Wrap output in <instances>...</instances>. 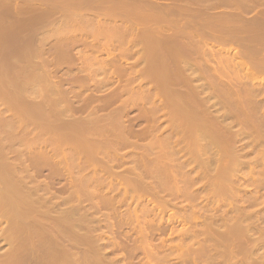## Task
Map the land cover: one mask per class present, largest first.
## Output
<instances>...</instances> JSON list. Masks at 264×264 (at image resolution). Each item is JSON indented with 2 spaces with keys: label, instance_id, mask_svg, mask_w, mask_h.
<instances>
[{
  "label": "rangeland",
  "instance_id": "1",
  "mask_svg": "<svg viewBox=\"0 0 264 264\" xmlns=\"http://www.w3.org/2000/svg\"><path fill=\"white\" fill-rule=\"evenodd\" d=\"M113 1L114 0H79V2L78 0H0V36H2L0 37V135L3 136L2 138H6L3 141L1 140L0 146L1 148L4 146V151L6 153L3 152L6 154V157H9L6 158L4 155V162L7 160L4 165L6 166L8 164V167H6L7 169L10 168V171H13V169L16 170V172H9V175L11 173L10 176H13L15 172L17 176H26L24 178L27 181H23L24 185L28 183L27 187L37 189L35 197H39L42 201H46L45 203H47V206H51L50 210L53 207L52 210H54L52 212L50 211V213L56 218L59 212L62 214L63 211L66 212L65 209H72V211H67L68 214H72V217L69 216L72 219L75 217V220L81 219V232L78 231L79 229L76 230V228H72V231H76V234H82V240H84L82 242H84V244H78V240H76L77 242H74L75 240L71 241L73 238L75 239L74 234H72L73 236L70 235L71 232H69L65 238H62L65 239L66 243H69L63 244L67 245L68 252L69 250L71 253L73 251L75 252L73 254L76 256L79 250H82L81 253L86 255L85 261L87 262H82L84 260L82 257L83 260H79L78 262L75 261L74 264L76 262L78 264H93V260L96 256L97 259L95 260L98 264H240L243 263L242 261L246 262L245 259L242 260L245 257L239 254L243 247L238 249L240 250L238 255L234 247L238 244L233 245V243H235L234 240L233 242L230 241L229 243L226 242L223 244L222 242H216L214 239H217L219 232L221 233L220 235L225 233L226 230L224 231V227L233 225L235 221L234 217L241 215L239 216V218H241L243 215L245 216L247 214L252 217L250 215L251 212L252 214L257 213L256 215H258V217L253 215L254 222L248 218L251 223L253 222L251 225L254 228L252 229L254 233H251L252 237H250L252 239L261 236L264 237V234L262 235V233H264L262 232L264 231V36H262L264 35V21H262L264 20V0ZM122 4L123 6H121ZM119 6H121V8H119ZM93 7L96 8L91 12V8L93 9ZM184 7L189 11L187 12ZM135 8L136 11L134 10ZM105 9L110 12L109 15H107L108 13ZM103 13H106L107 16ZM122 13L124 16H121ZM217 14L219 18L216 16ZM111 15L112 17L115 16L114 18L116 19L112 20L113 22H111V19H113ZM191 15H193V17L190 18ZM143 16L145 20L147 19V22H145L144 19L142 20ZM148 16L150 17V21ZM119 18L121 19L118 20ZM141 20L143 22H141ZM259 20L262 22H259ZM237 24L241 27V31ZM253 24H256L258 29L257 27L255 29L256 25L253 26ZM243 25H248V27ZM204 31L206 34L203 33ZM201 33L204 35L200 36ZM255 33L257 35L262 33V35L260 34L262 38L260 35L258 36L263 41L257 40V38L253 36ZM148 36L152 39L151 41ZM249 36L256 40L254 39L253 42H249L252 41ZM153 37H155L154 40L158 42H155ZM145 39L149 40L145 41ZM244 39L249 43L247 44ZM149 41H153L151 43L152 45H154V42L157 44L154 45V48L156 47V50L159 49L158 51L161 54V58H163L162 67H165L163 71L167 72L166 78L169 76L167 80H165L167 82L169 81L170 84H168L170 87L168 91L173 95L179 94L178 97L182 96L181 98L188 100V102L192 100L196 103H198V101H204L203 106L205 107L201 106L202 108H199V110L201 112V109H203L205 112L206 109L204 108H207V113L212 123L215 122L213 119L217 118L216 115L219 117L220 113L221 116L225 114L224 117L226 118L227 114L228 117L225 121L223 118H220L223 121L220 119V121L217 120V122H224L219 125L224 126L226 123V128L228 129V126L230 128V130H228L231 133L226 130L225 132H228V134L225 133L222 135L225 136V139H230L232 137L231 134L234 133L237 137L239 136L237 141L235 137L233 138L238 142L234 144L236 147L235 150L241 155V157L240 155L239 157L242 164L240 162L239 166L242 167V170L240 167L235 173L236 183L233 188L236 190L233 189L234 191H232L235 193H226L225 196L229 198L228 200L224 197L215 196L212 192V186L210 185V180H212L210 177H212L215 173L214 171L217 170L216 166L221 164V161L216 160L219 155L218 151V154L215 155L216 158H214L216 164H213V157L211 158V156L209 157L211 159L208 158L205 160L206 158H203L204 163L202 162L203 160L201 164L199 163L205 168L197 164L205 170L206 168H210V170L208 169V173L206 171L207 174L205 176L202 175L205 174V170L203 171L202 169L201 171L200 167L199 170L201 172H198V166L196 167L195 163L199 161L196 159L194 161L195 163L193 162L194 164H191V160L193 159H189L190 157H187L189 156L187 152L182 150L181 141L179 143L180 138L183 137L181 135L182 131L180 128L176 127L174 122V126L171 124L169 115L167 114V109L169 107L168 102L171 94L168 96L166 94L167 90L164 89V93L162 87L159 89L162 85H159L160 82H158V80L160 76L157 75V71L159 69L161 71L162 68L158 69L155 67L157 69L156 71L154 70V65L148 61L147 52L150 48H148V46L146 47V45L150 43ZM160 44L163 46L160 47ZM168 44H170L171 47ZM147 48L148 50L146 52L145 49ZM201 48L203 49L202 51ZM257 58H259V60ZM171 60L174 61L172 62ZM260 60H262V62ZM174 71L175 73H173ZM175 79L177 81H175ZM138 83H140L139 86ZM177 83L180 85H177ZM149 85L151 87H149ZM185 90L186 92H184ZM190 95H192L191 100L189 98ZM205 96H207V98ZM227 98L229 100H227ZM5 100H7L6 102L8 103L4 102ZM239 101L242 104H240ZM206 103H208L209 106ZM7 104L9 105L6 106ZM16 105L17 108L15 109ZM19 106L24 113L27 109L29 111L35 110L34 112L38 114L35 115L37 117L31 116V118H34L31 119L29 115H22ZM102 107L103 109L101 110ZM158 107L159 109H157ZM18 110L19 113H17ZM48 111L49 113L51 112L53 116L51 113L49 115ZM111 111L114 112V115H112ZM204 112L202 114L208 117ZM165 113L166 116H164ZM211 115L212 117L214 116V118H211ZM14 116L17 117V119L15 118L16 120ZM20 117L22 119H20ZM234 118L236 120H234ZM110 119L113 120L110 121ZM116 120L119 121L120 124ZM58 122L60 123L58 124ZM55 123L57 124L55 125ZM121 124L123 129L118 126ZM248 124L250 126L248 127L252 128V130L247 128ZM219 125L217 124V130H219ZM2 126L3 128L1 129ZM4 126L5 129L9 128L11 132L8 130L6 131ZM223 126L221 128H223ZM83 128L85 131L87 130L85 135H82L83 133L80 131L83 130ZM34 129L37 130L35 131ZM73 131L79 132L74 133ZM222 131L224 130L222 129ZM239 131H241V135L238 133ZM88 132L89 134H87ZM236 132L239 135L236 134ZM119 134L121 137L118 138ZM258 134H260V136H257ZM4 135H6V137ZM115 136L117 139L114 138ZM117 140L121 143L119 144ZM151 141L154 143H152L154 147L150 146L152 145ZM115 142L117 145H115ZM79 143H81V146L83 144L92 145L94 152L91 150L88 155V152H84L85 150H82L84 148L81 147ZM148 144L149 146L147 147ZM230 145L234 146L233 144ZM95 146L99 147L96 148ZM113 147L115 148L114 151L117 153L112 151ZM179 148L182 149L178 150ZM98 149L100 151H98ZM109 149H112L111 151L113 153L109 152ZM147 150L149 152H147ZM170 151H172V155ZM95 152H97V154ZM91 153L94 155L93 157L96 155L94 159ZM159 153L162 155L160 156ZM215 153L216 152L213 151L211 155L213 156ZM154 154L155 156H153ZM176 154H178V156H176ZM90 156L92 158H90ZM166 156H168L167 160L169 158L167 162ZM181 156L183 157L181 158ZM163 157H165V159H163ZM153 158L155 159L153 160ZM179 158L181 161H179ZM242 158H244V160H242ZM172 159L179 161L180 164L177 163V161L174 162ZM164 161L167 165L163 163ZM171 161H173V166H171ZM153 162H156L158 165H155ZM105 163L109 165L110 168H107ZM151 163L155 165L153 166L155 168L158 166L157 169L154 170L155 172H153V168H150L152 167ZM181 163L184 168H182L183 166L181 167ZM205 163H207V165ZM163 165H165V167L167 166L168 169H164L162 167ZM175 165L179 168L177 169ZM192 167L194 168L192 169ZM106 168L110 170H106ZM143 169L146 170L143 172L141 171ZM149 169H151L152 172ZM167 170L171 171L167 172ZM109 171L112 172L109 173ZM163 172H165L164 175L167 172L168 175L171 174L174 176L172 179V176H170V179L176 184H173L169 178L167 181L161 180ZM149 173L151 175L148 176ZM137 174H139L140 177ZM145 174L147 175L144 176ZM176 174L181 178L180 180ZM89 177H93L92 180ZM154 177H157L156 179L158 182H156ZM140 178L141 180H139ZM174 178L176 179L175 181ZM160 180L161 182H165V184L159 186ZM80 183L81 185L83 183V187ZM148 183L149 185L152 184L151 186H153L154 189L152 187V189L149 190L150 188L148 187L150 186L147 187ZM137 184L138 186L140 185L141 188L144 186L146 190L136 186ZM39 186L41 188L43 187L42 190L39 189ZM173 190L176 193L173 192ZM81 191H83V193ZM76 192L79 196L76 194L74 195ZM148 192L149 194H147ZM189 193H192L191 196ZM190 197L193 198V201ZM64 198L66 199L64 200ZM196 199L198 200L196 201ZM252 199H254L252 201L254 205L251 203ZM184 201H187V203ZM247 201L249 203H247ZM190 202H192L191 205H189ZM73 211L77 214L75 215L72 213ZM82 217H84V220ZM221 218H224V222L229 219L233 223L229 220L224 223ZM256 219L259 221V223L256 222L258 224L255 223V221H257ZM242 220L243 219H241V221ZM246 221L247 220H245V223L248 222ZM4 222H2V224L0 223L1 233L4 232L3 230H5L8 225ZM228 222H230V224ZM42 223L40 222V224ZM208 223L216 230V237L213 234L215 237L213 239L214 241L210 237L212 232L210 233L208 231L210 230ZM227 223L228 225H226ZM31 226L32 225H30L29 229H34L33 231H35L36 235H34L35 233L33 231L32 234L31 231L28 230L29 232L27 231L26 233H31L30 236L34 237H28L27 239L25 238L26 234L25 237L23 234V237L21 236L22 240H20L19 243L23 244L27 239L25 244H32L31 242L29 243V241H32L34 247L29 245V248L28 245L25 246V244H23L24 246L21 247V249H14L15 252L12 249L9 250L10 247L7 241L5 239L3 240V237L1 238L3 241L0 239V258H2V261L5 255L4 253L6 252L5 249L7 250L4 258L5 261H3L5 264L6 261L9 260H6L8 255L10 258L14 259V263L11 261L12 264H39L43 261L37 256L41 254L39 253L40 250L38 249V251L37 248L43 249V243H47L49 240L46 241V238L49 237L46 235L43 237H41L42 235L37 236V233L43 229L42 225V227L39 226V224L36 225L38 230L40 229L39 231L36 226H32V229ZM171 227L174 228L171 229ZM199 230L202 233H200ZM255 230L257 232H255ZM210 231H212V229ZM195 233L198 236L194 235ZM207 234L210 239L207 237L206 240ZM247 234L250 235V233ZM248 235L245 238L246 240L243 238L244 241L242 240L243 242H241V245L242 243L244 244L245 249L249 247L248 244L247 246L245 245L248 242H250L252 246L250 240L246 242L247 238H249ZM53 237L50 236L49 239ZM37 238L38 240L41 238L42 241L44 238L45 241L40 243L41 240L38 241ZM67 238L71 239L70 242L69 240L67 241ZM57 240L58 243H61L59 238H57ZM259 240L261 239L259 238ZM240 241L237 243H240ZM259 242H257V248L252 246L254 248L253 252L248 249V251L242 250V253L243 251L245 252L243 253V255L245 254L244 256L249 254L247 257L248 259H250L251 256H255L258 259L261 256L258 260L253 258L258 262L261 261V264H264V254H262L264 253V240L262 243ZM35 243H37L38 246L42 244V248L38 246L35 248ZM51 243L55 244V242L52 241ZM51 243L48 244V248L49 245L52 246ZM79 243H81V241H79ZM219 244H222L225 249ZM231 244L233 246H231ZM58 245L61 249L58 248L56 250H63L62 248L64 247L61 244ZM227 245H230L229 249L226 248ZM31 246L34 249H31ZM54 246L56 247L57 245H53L52 248H55ZM79 246H82V248L80 249ZM238 246L241 247L240 245ZM238 246H236V248H239ZM251 246L249 248H252ZM50 249L51 248H49V250ZM20 250L22 251L19 252ZM37 251L39 254L35 253ZM45 251L47 250L45 249ZM89 251L93 252L95 255ZM41 252L44 251L41 250ZM230 252L234 255L233 257L236 258H233L231 256L232 254L229 255L230 258L228 256ZM17 253H23V255L21 254L20 256ZM148 253L151 254L149 257H147ZM253 253H255V255H250ZM73 254H71L73 259L78 260ZM256 255H258V257ZM9 256L7 258H9ZM101 256L106 258H100ZM30 257L32 259H28ZM20 259H23L22 262ZM73 259L71 258V260ZM2 261L0 259V263L4 264ZM16 261L18 262L15 263ZM250 261L252 262L253 259ZM256 261L251 264H259Z\"/></svg>",
  "mask_w": 264,
  "mask_h": 264
},
{
  "label": "bare ground",
  "instance_id": "2",
  "mask_svg": "<svg viewBox=\"0 0 264 264\" xmlns=\"http://www.w3.org/2000/svg\"><path fill=\"white\" fill-rule=\"evenodd\" d=\"M85 1V0H84ZM114 1H116V0H114ZM113 1V2H114ZM78 2H79V0H78ZM126 3V2H125ZM124 3V4H125ZM95 4V3H94ZM93 4V5H94ZM121 4V3H120ZM80 5V4H79ZM87 5H88V3H87ZM111 5V4H110ZM77 6V5H76ZM89 6V5H88ZM117 6V5H116ZM121 6H123V4L121 5ZM121 6H119V8H121ZM126 6V5H125ZM132 6V5H131ZM134 6V5H133ZM81 7V6H80ZM90 7V6H89ZM148 7V6H147ZM168 7V6H167ZM173 7V6H172ZM77 8H78V6H77ZM82 8V7H81ZM94 8H96V7H93V9L91 8V12H93L92 10H94ZM98 8V7H97ZM112 8V7H111ZM110 8V9H111ZM127 8V7H126ZM134 8V7H133ZM115 9H117V10H119L118 8H115ZM123 9V8H122ZM139 9H141V8H139ZM138 9V10H139ZM184 9H186V7H184ZM192 9V8H191ZM203 9V8H202ZM207 9V8H206ZM106 10V12L108 13L107 15H109V13L110 12H108L107 11V9H105ZM133 10V9H132ZM131 10V11H132ZM135 11H136V8L134 9ZM133 10V11H134ZM156 10H157V8H156ZM163 10V9H162ZM168 10H169V8H168ZM187 10V9H186ZM186 10H183V11H186ZM111 11H112V9H111ZM132 11V12H133ZM189 10H187V12H188ZM195 11V10H194ZM193 11V12H194ZM198 11V10H197ZM196 11V12H197ZM204 11V10H203ZM100 12V11H99ZM98 12V13H99ZM121 12V11H120ZM138 12V11H137ZM136 12V13H137ZM173 12V11H172ZM95 13V12H94ZM129 13V12H128ZM134 13V12H133ZM139 13V12H138ZM198 13V12H197ZM201 13H202V10H201ZM99 14H102V13H99ZM104 14V13H103ZM113 14V13H112ZM118 14V13H117ZM116 14V15H117ZM147 14V13H146ZM212 14V13H211ZM238 14H240V13H238ZM104 15H106V13L104 14ZM106 15V16H107ZM119 15V14H118ZM142 15V14H141ZM147 15H149V14H147ZM152 15V14H151ZM162 15V14H161ZM175 15V14H174ZM189 15V14H188ZM196 15V14H195ZM121 16H124V14L122 13V15ZM127 16V15H126ZM125 16V17H126ZM177 16V15H176ZM216 16H218V14L216 15ZM222 16V15H221ZM111 17H112V15H111ZM115 17V16H114ZM114 17H112L113 19H111V22H113L112 20H116ZM161 17V16H160ZM163 17V16H162ZM191 17H193V15H191L190 16V18ZM196 17H197V15H196ZM195 17V18H196ZM209 17H211V16H209ZM214 17V16H213ZM262 17V16H261ZM116 18H117V16H116ZM132 18V17H131ZM148 18H149V21H150V17L148 16ZM164 18V17H163ZM175 18V17H174ZM218 18H219V16H218ZM256 18V17H255ZM109 19V18H108ZM121 18H119L118 20H120ZM126 19V18H125ZM133 19V18H132ZM139 19V18H138ZM144 19V16H143V18H142V20ZM177 19V18H176ZM197 19V18H196ZM217 19V18H216ZM225 19V18H224ZM260 19V18H259ZM101 20H102V18H101ZM140 20V19H139ZM141 20V22H143ZM145 20V19H144ZM161 20V19H160ZM192 20V19H191ZM213 20V19H212ZM220 20H221V18H220ZM251 20V19H250ZM253 20V19H252ZM255 20V19H254ZM262 20V19H261ZM155 21V20H154ZM194 21H195V19H194ZM230 21H232V20H230ZM240 21V20H239ZM256 21V20H255ZM262 21H264V20H262ZM262 21H260L259 20V22H262ZM120 22V21H119ZM123 22V21H122ZM130 22H133V21H130ZM145 22H147V19L145 20ZM204 22V21H203ZM233 22V21H232ZM248 22V21H247ZM252 22V21H251ZM151 23H152V21H151ZM188 23V22H187ZM234 23H235V21H234ZM255 23V22H254ZM102 24V23H101ZM105 24V23H104ZM113 24V23H112ZM144 24V23H143ZM184 24H186V23H184ZM195 24H196V22H195ZM208 24V23H207ZM211 24V23H210ZM213 24V23H212ZM244 24H245V22H244ZM124 25V24H123ZM145 25V24H144ZM188 25V24H187ZM191 25V24H190ZM197 25V24H196ZM195 25V26H196ZM199 25V24H198ZM256 25V24H255ZM254 24H253V26H255ZM134 26V25H133ZM147 26V25H146ZM237 26H239L238 24H237ZM243 26H245V25H243ZM243 26H242V28H243ZM247 27H248V25H246ZM245 26V27H246ZM251 26V25H250ZM112 27V26H111ZM128 27V26H127ZM126 27V28H127ZM189 27V26H188ZM205 27V26H204ZM203 27V28H204ZM240 27V26H239ZM239 27H237V28H239ZM244 27V28H245ZM252 27V26H251ZM256 27H257V29H258V26L256 25L255 26V29H256ZM260 27V26H259ZM197 28V27H196ZM253 28V27H252ZM261 28H262V26H261ZM210 29V28H209ZM246 30H248L247 28H245ZM254 29V28H253ZM252 29V30H253ZM254 29V30H255ZM127 30V29H126ZM131 30V29H130ZM201 30H202V28H201ZM207 30V29H206ZM205 30V31H206ZM210 30H212V29H210ZM240 31H241V27H240V29H239ZM260 30H263V29H260ZM156 31V30H155ZM198 31V30H197ZM203 31V30H202ZM201 31V32H202ZM205 31L203 32L204 34H206L205 33ZM209 31V30H208ZM207 31V32H208ZM250 31V30H249ZM256 31V30H255ZM254 31V32H255ZM180 32V31H179ZM196 32V31H195ZM212 32V31H211ZM181 33V32H180ZM193 33V32H192ZM210 33V32H209ZM249 33V32H248ZM144 34V33H143ZM142 34V35H143ZM147 34V33H146ZM149 34V33H148ZM174 34H176V33H174ZM199 34V33H198ZM204 34H202L201 33V35L200 36H202V35H204ZM236 34V33H235ZM242 34H244V33H242ZM254 34V33H253ZM261 35H262V33H260ZM260 34H258V35H260ZM1 35H2V33H1ZM209 35V34H208ZM257 34L255 33V35H253V36H255L256 38H257V40H261V35H260V37L258 38L257 36H256ZM154 36V35H153ZM175 36V35H174ZM212 36V35H211ZM210 36V37H211ZM262 36H264V35H262ZM0 37H2V36H0ZM142 37V36H141ZM149 37V36H148ZM207 37V36H206ZM209 37V36H208ZM250 38H251V36H249ZM143 38H144V35H143ZM143 38H141V39H143ZM147 38V37H146ZM154 38L155 37H153V40H154ZM178 38H179V36H178ZM202 38V37H201ZM149 39H150V41L152 40L150 37H149ZM149 39H147V40H149ZM214 39V38H213ZM231 39V38H230ZM246 39H249V38H246ZM246 39H244L245 40V42L248 44L249 42H253V40L255 39V38H251L252 39V41H249V42H247L246 41ZM146 39H145V41H147ZM167 40V39H166ZM190 40V39H189ZM200 40V39H199ZM203 40V39H202ZM208 40V39H207ZM237 40V39H236ZM235 40V41H236ZM256 40V39H255ZM264 40V39H263ZM263 40H261V41H263ZM144 41V40H143ZM149 41V42H150ZM155 41V40H154ZM170 41V40H169ZM238 41V40H237ZM153 42V41H152ZM152 42H150L149 44L147 43V45H146V47L148 46V48H150L149 50H148V48L147 49H145L146 50V52H147V50H148V52H147V57H148V61H149V63L151 62V64L152 65H154V68L156 67V68H162L161 69V71H160V69L157 71V69L155 68L154 70H156L157 71V75L158 76H160V78H159V80H158V82H160V84L159 85H162V86H160V88L159 89H161V87L163 88V90L165 89V90H167L166 91V94L169 96V94H171V96L169 97V102H168V104H169V107H168V109H167V114L169 115V118H170V121H171V124L173 125V122L176 124V127L177 128H180L181 129V135L183 136L182 138H180V140H179V143H180V141H181V147L183 148H179L178 150H185V152H187V155H189V156H187V157H190L189 159H193V160H191L192 162H191V164L197 159L199 162L197 163H195L196 164V167L198 166V170H199V167L200 166H202L203 167V165H200L201 164V161L203 160V158L205 159V160H207L210 156H211V158L213 159V164H216V161H215V159L214 158H216V156L215 155H217L218 153H219V155H218V157H217V159L216 160H218V161H221V164H218L217 166L216 165H214V166H216V169L218 170H215L214 172V175L212 176V177H210L212 180H210V178H209V180H210V185L212 186V192L214 193V195L215 196H218V197H224V198H227L226 200H228L229 198L228 197H226L225 195H226V193H228V194H230V193H235V192H232V191H234L233 189H235V188H233V186H235V173H236V171H237V169H239L241 166H239L240 165V162H241V160H240V157H241V155L235 150L236 149V147H235V142L237 141V138L239 137H237L236 135H235V133L234 134H231V140L228 138H226L225 139V136L224 135H222V134H228V132H225L226 130H230V128H229V126H228V129L226 128L227 127V124L225 123L224 124V126L223 125H219V124H223L224 122H217V120L218 121H220L221 119L220 118H223L224 119V121H225V119L228 117V115L226 114V118L224 117L225 116V114L224 115H222L221 116V113L219 114V117L216 115V119L214 118V116L212 117V115H211V118H214L213 120L215 121V122H211V120H210V117L208 116V109L207 108H204V109H206L205 110V112L203 111V109H201V112H200V110H199V108H202L201 106H203V102L204 101H202V102H199L198 101V103H196V102H194L193 100V102L191 101V102H188V100H185L184 98H181L180 96L178 97V95L177 94H172L171 92H169L168 91V89L170 88L169 87V81L167 82V81H165V80H167V78L169 77H167L166 78V71H163V69L165 68H163L162 67V64H163V58H161V54H160V52L158 51L159 49H157L156 50V47L154 48V45H157V44H155V42H158V41H155L154 42V45H152L151 43ZM163 42V41H162ZM171 42H173V41H171ZM179 42V41H178ZM182 42V41H181ZM195 42V41H194ZM201 42V41H200ZM199 42V43H200ZM259 42V41H258ZM264 42V41H263ZM5 43H7V42H5ZM174 43V42H173ZM196 43H197V41H196ZM241 43V42H240ZM262 43V42H261ZM150 44H151V46H150ZM164 44H166V43H164ZM198 44V43H197ZM239 44V43H238ZM246 44V45H247ZM169 46H170V44H168ZM172 45V44H171ZM201 45V44H200ZM7 46V45H6ZM163 45L162 44H160V47H162ZM173 46H174V44H173ZM205 46V45H204ZM204 46H201V47H204ZM1 47V46H0ZM171 47V46H170ZM206 47V46H205ZM258 47V46H257ZM158 48H159V45H158ZM173 48V47H172ZM187 48V47H186ZM190 48V47H189ZM200 48V47H199ZM163 49V48H162ZM244 49V48H243ZM183 50V49H182ZM188 50V49H187ZM203 49L201 48V51H202ZM247 51V50H246ZM162 52V51H161ZM179 52V51H178ZM184 52V51H183ZM191 52V51H190ZM193 52V51H192ZM198 52V51H197ZM248 52V51H247ZM164 53H165V51H164ZM167 53V52H166ZM181 54H182V52H181ZM228 54V53H227ZM241 54H242V51H241ZM240 54V55H241ZM168 55H170V54H168ZM178 55V54H177ZM189 55V54H188ZM175 56V55H174ZM230 56V55H229ZM235 56V55H234ZM262 56V55H261ZM228 57V56H227ZM233 57V56H232ZM171 59V58H170ZM186 59H188V58H186ZM186 59H184V60H186ZM245 59H247V58H245ZM258 60H259V58H257ZM261 59V58H260ZM264 59V58H263ZM146 60V59H145ZM165 61V60H164ZM172 61V60H171ZM174 61V60H173ZM172 61V62H173ZM209 61V60H208ZM261 62H262V60H260ZM259 61V62H260ZM170 62V61H169ZM186 62V61H185ZM225 62V61H224ZM239 62V61H238ZM166 63V62H165ZM227 63V62H226ZM151 64H150V66H151ZM168 64V63H167ZM228 65V64H227ZM245 65V64H244ZM164 66V65H163ZM171 66V65H170ZM175 66V65H174ZM246 66V65H245ZM152 67V66H151ZM151 67H150V69H151ZM168 67V66H167ZM1 68V67H0ZM247 68V67H246ZM1 70V69H0ZM166 70V69H165ZM180 70V69H179ZM242 70V69H241ZM150 71H152V70H150ZM160 71V72H159ZM168 71V70H167ZM172 71V70H171ZM184 71V70H183ZM243 71V70H242ZM155 72V71H154ZM187 72V71H186ZM186 72H184V73H186ZM190 72V71H189ZM195 72V71H194ZM153 73V72H152ZM173 73H175V71L173 72ZM193 73V72H192ZM4 74V73H3ZM2 74V75H3ZM150 74H151V72H150ZM169 74V73H168ZM171 74V73H170ZM153 75H154V73H153ZM152 76V75H151ZM155 76V75H154ZM176 76V75H175ZM187 76V75H186ZM177 77V76H176ZM179 77V76H178ZM148 78H149V76H148ZM150 78H152V77H150ZM171 78V77H170ZM193 78V77H192ZM158 79V78H157ZM155 80V79H154ZM160 80H162V81H160ZM134 81V80H133ZM143 81V80H142ZM175 81H177L176 79H175ZM188 81H189V79H188ZM4 82V81H3ZM135 82V81H134ZM140 82V81H139ZM184 82V81H183ZM190 82H191V80H190ZM131 83V82H130ZM141 83V82H140ZM140 83H138V86H139V84ZM156 83V82H155ZM171 83V82H170ZM11 84V83H10ZM148 84V83H147ZM169 84V85H168ZM6 85V84H5ZM173 85V84H172ZM177 85H180V84H178L177 83ZM183 85H184V83H183ZM191 85V84H190ZM4 86V85H3ZM174 86V85H173ZM1 87V86H0ZM149 87H151L150 85H149ZM157 87H158V85H157ZM168 87V88H167ZM153 88H154V86H153ZM3 89V88H2ZM172 89V88H171ZM176 89V88H175ZM195 89V88H194ZM193 89V90H194ZM156 90V89H155ZM165 90L163 91L164 93H165ZM115 91V90H114ZM124 91H125V89H124ZM129 91V90H128ZM171 91V90H170ZM178 91H179V89H178ZM182 91V90H181ZM196 91V90H195ZM184 92H186V90L184 91ZM150 93V92H149ZM148 93V94H149ZM18 94V93H17ZM201 94V93H200ZM158 95V94H157ZM163 95V94H162ZM184 95V94H183ZM194 95V94H193ZM12 96V95H11ZM14 96V95H13ZM148 96V95H147ZM156 96V95H155ZM154 96V97H155ZM163 96H166V95H163ZM173 96V97H172ZM187 96V95H186ZM186 96H184V97H186ZM191 96V97H190ZM189 96V98H190V100H191V98H192V95H190ZM149 97V96H148ZM151 97V96H150ZM206 98H207V96H205ZM204 97V98H205ZM238 97V96H237ZM156 98V97H155ZM233 98V97H232ZM243 98V97H242ZM253 98V97H252ZM164 99V98H163ZM226 99V98H225ZM21 100V99H20ZM20 100H18V101H20ZM158 100V99H157ZM168 100V99H167ZM195 100V99H194ZM197 100H199V99H197ZM206 100H208V99H206ZM227 100H229L228 98H227ZM231 100H233V99H231ZM2 101V100H1ZM7 100H5L4 102H6ZM12 101H13V99H12ZM126 101V100H125ZM3 102V101H2ZM52 102V101H51ZM6 103H8V102H6ZM5 103V104H6ZM15 103V102H14ZM148 103V102H147ZM161 103V102H160ZM202 103V104H201ZM239 103H240V101H239ZM4 104V103H3ZM10 104V103H9ZM9 104H7L6 106H8ZM12 104H13V102H12ZM20 104H21V102H20ZM31 104V103H30ZM124 104H127V103H124ZM158 104V103H157ZM207 105H208V103H206ZM205 104V105H206ZM231 104V103H230ZM240 104H242V103H240ZM24 105V104H23ZM154 105H156V104H154ZM236 105H237V103H236ZM14 106V105H13ZM42 106V105H41ZM129 106V105H128ZM157 106V105H156ZM159 106V105H158ZM209 106V105H208ZM257 106V105H256ZM10 107V106H9ZM20 107V106H19ZM18 107V108H19ZM203 107H205V106H203ZM212 107V106H211ZM233 107H235V106H233ZM240 107H241V105H240ZM8 108V107H7ZM14 108V107H13ZM17 108V105H16V107H15V109ZM125 108V107H124ZM236 108V107H235ZM238 108V107H237ZM242 108H244V107H242ZM253 108V107H252ZM8 109H10V108H8ZM14 109V110H15ZM21 107H20V111H21ZM25 109V108H24ZM37 109V108H36ZM100 109V108H99ZM103 109V107L101 108V110ZM117 109H119V108H117ZM127 109V108H126ZM125 109V110H126ZM157 109H159V107L157 108ZM100 110V111H101ZM124 110V111H125ZM164 110V109H163ZM229 110V109H228ZM245 110V109H244ZM13 111V110H12ZM35 111V110H34ZM33 110H31V111H29L28 109H27V111L24 113V112H22L21 111V113H22V115H24V116H30V118H31V116H33V117H37V116H35V115H38V114H36L35 112H34ZM113 111V110H112ZM111 111V113H112V115H114V112H112ZM117 111V110H116ZM160 111V110H159ZM231 111V110H230ZM240 111V110H239ZM250 111V110H249ZM17 112V111H16ZM44 112V111H43ZM55 112L57 113V111L55 110ZM54 112V113H55ZM120 112V111H119ZM128 112V111H127ZM206 113V115L208 116V117H206L205 116V114L203 115L202 113ZM216 112V111H215ZM241 112V111H240ZM242 112H243V110H242ZM13 113V112H12ZM17 113H19V110H18V112ZM48 113H49V111H48ZM51 113V112H50ZM50 113H49V115H50ZM56 113H55V115H56ZM97 113V112H96ZM116 113V112H115ZM211 113V112H210ZM249 113V112H248ZM254 113V112H253ZM256 113H257V110H256ZM27 114V115H26ZM51 115H52V113H51ZM250 115H251V113H250ZM40 116V115H39ZM46 116V115H45ZM53 116V115H52ZM60 116V115H59ZM121 116V115H120ZM163 116V115H162ZM164 116H166V113H165V115ZM234 116H235V113H234ZM44 117V116H43ZM117 117V116H116ZM236 117V116H235ZM264 117V116H263ZM17 119V117H15L14 116V119ZM41 118V117H40ZM59 118V117H58ZM111 118V117H110ZM162 118H164V117H162ZM243 118V117H242ZM246 118V117H245ZM250 118V117H249ZM15 119V120H16ZM20 119H22L21 117H20ZM31 119H34V118H31ZM48 119V118H47ZM88 119V118H87ZM92 119V118H91ZM90 119V120H91ZM119 119H120V117H119ZM220 119V120H219ZM233 119V118H232ZM239 119V118H238ZM256 119H257V116H256ZM13 120V119H12ZM28 120V119H27ZM89 120V121H90ZM113 119H110V121H112ZM231 120V119H230ZM234 120H236L235 118H234ZM240 120V119H239ZM18 121H19V119H18ZM17 121V122H18ZM29 121V120H28ZM85 121V120H84ZM117 121V120H116ZM120 121H122V120H120ZM221 121H223V120H221ZM232 121V120H231ZM243 121V120H242ZM242 121H240V122H242ZM261 121V120H260ZM16 122V123H17ZM94 122V121H93ZM118 123H119V121H117ZM234 122V121H233ZM232 122V123H233ZM253 122V121H252ZM11 123V122H10ZM32 123H33V121H32ZM60 122H58V124H59ZM69 123V122H68ZM92 123V122H91ZM108 123H109V121H108ZM13 124V123H12ZM50 124H51V122H50ZM49 124V125H50ZM57 123H55V125H56ZM63 124V123H62ZM75 124V123H74ZM85 124V123H84ZM88 124H89V122H88ZM120 124V123H119ZM174 124V125H175ZM217 124L219 125L218 126V128H219V130H221V131H219V130H217ZM234 124V123H233ZM35 125V124H34ZM53 125V124H52ZM70 125V124H69ZM77 125V124H76ZM109 125H110V123H109ZM173 125V126H174ZM6 126V125H5ZM5 126H4V129H5ZM91 126V125H90ZM112 126V125H111ZM118 126H120L121 128H122V124L121 125H118ZM223 126V128H221ZM242 126V125H241ZM245 126V125H244ZM249 126V124L247 125V128H249L248 127ZM256 126V125H255ZM263 126V125H262ZM8 127V126H7ZM19 127V126H18ZM35 127V126H34ZM44 127V126H43ZM75 127V126H74ZM92 127V126H91ZM117 127V126H116ZM240 127V126H239ZM3 128V126L1 127V129ZM45 128V127H44ZM56 128V127H55ZM84 128H86V127H84ZM84 128H83V130H80V131H82L81 133H83L82 135H85V132H87V130L85 131L84 130ZM95 128V127H94ZM120 128V129H121ZM129 128V127H128ZM221 128V129H220ZM243 128V127H242ZM257 128V127H256ZM20 129V128H19ZM76 129V128H75ZM87 129H88V127H87ZM123 129V128H122ZM150 129V128H149ZM156 129V128H155ZM175 129V128H174ZM222 129L224 130V131H222ZM244 129V128H243ZM249 129H251L252 130V128H249ZM6 131L8 130L9 131V128L8 129H5ZM18 130V129H17ZM22 130V129H21ZM35 130V129H34ZM37 130V129H36ZM35 130V131H36ZM57 130H59V129H57ZM117 130V129H116ZM228 130V131H229ZM2 131V130H1ZM34 131V132H35ZM54 131V130H53ZM113 131V130H112ZM115 131V130H114ZM121 131V130H120ZM258 131V130H257ZM3 132V131H2ZM1 132V133H2ZM9 132H11V130L9 131ZM8 132V133H9ZM19 132V131H18ZM64 132V131H63ZM74 133H76V132H79V131H73ZM72 132V133H73ZM90 132V131H89ZM89 132L87 133V134H89ZM116 132V131H115ZM219 132H224V133H219ZM37 133V132H36ZM98 133V132H97ZM121 133V132H120ZM151 133V132H150ZM179 133V132H178ZM229 133H231L230 131H229ZM238 133H240V135H241V131H239ZM237 132H236V134H238ZM4 134H5V132H4ZM20 134V133H19ZM39 134V133H38ZM37 134V135H38ZM93 134V133H92ZM131 134V133H130ZM242 134H243V132H242ZM21 135V134H20ZM34 135H36V134H34ZM65 135V134H64ZM76 135V134H75ZM78 135V134H77ZM106 135V134H105ZM104 135V136H105ZM176 135V134H175ZM239 135V134H238ZM1 136V135H0ZM5 137H6V135H4ZM9 136H11V135H9ZM59 136V135H58ZM89 136V135H88ZM93 136V135H92ZM116 136H117V134H116ZM114 137V138H116L117 139V137ZM224 136V137H223ZM257 136H260V134H258ZM3 136H1V138H0V143H1V140L3 141L4 139H6V138H2ZM37 137V136H36ZM39 137V136H38ZM44 137V136H43ZM57 137V136H56ZM82 137V136H81ZM85 137V136H84ZM90 137V136H89ZM119 137H121L120 136V134L118 135V138ZM227 137H228V135H227ZM233 137H235L236 138V141H235V139L233 138ZM241 137V136H240ZM262 137V136H261ZM21 138V137H20ZM101 138V137H100ZM112 138V137H111ZM131 138V137H130ZM178 138V139H179ZM260 138V137H259ZM8 139V138H7ZM36 139H38V138H36ZM58 139V138H57ZM60 139V138H59ZM110 139V138H109ZM125 139V138H124ZM123 139V140H124ZM256 139V138H255ZM261 139V138H260ZM64 140V139H63ZM78 140V139H77ZM106 140V139H105ZM107 140H108V138H107ZM239 140V139H238ZM7 141V140H6ZM15 141H16V139H15ZM20 141V140H19ZM22 141V140H21ZM44 141V140H43ZM54 141V140H53ZM66 141V140H65ZM81 141V140H80ZM93 141V140H92ZM118 141V140H117ZM126 141V140H125ZM125 141H123V142H125ZM162 141H164V140H162ZM161 141V142H162ZM240 141V140H239ZM255 141H257V140H255ZM13 142V141H12ZM62 142V141H61ZM70 142V141H69ZM78 142H79V140H78ZM129 142V141H128ZM3 143H5V142H3ZM16 143V142H15ZM39 143H40V141H39ZM46 143V142H45ZM89 143V142H88ZM116 143V142H115ZM118 143H119V141H118ZM121 143V142H120ZM119 143V144H120ZM153 142L151 141V144H152ZM167 143V142H166ZM236 143H238V142H236ZM14 144V143H13ZM36 144V143H35ZM76 144V143H75ZM80 144V146H81V143H79ZM98 144V143H97ZM100 144V143H99ZM112 144V143H111ZM111 144H110V146H111ZM123 144V143H122ZM154 144V143H153ZM150 145V146H153L154 147V145ZM162 144V143H161ZM164 144H165V142H164ZM172 144V143H171ZM179 144V145H180ZM230 144H233L234 146H231ZM260 144V143H259ZM2 145H5V144H2ZM10 145V144H9ZM107 145H109V144H107ZM115 145H117V143L115 144ZM127 145H128V143H127ZM132 145V144H131ZM166 145H168V144H166ZM57 146V145H56ZM79 146V145H78ZM94 146V145H93ZM100 146V145H99ZM99 146H95L96 148H98ZM112 146H114V145H112ZM149 146V144L147 145V147ZM158 146V145H157ZM161 146V145H160ZM160 146H159V148H160ZM171 146V145H170ZM7 147H9V146H7ZM81 147H83L84 149H82V150H85L84 152H88L87 154L89 155V153L91 152V150H92V152H94L93 150V148H92V145H90V144H83ZM166 147V146H165ZM172 147V146H171ZM14 148H16V147H14ZM70 148V147H69ZM101 148V147H100ZM111 148V147H110ZM158 148V149H159ZM113 149V150H112ZM112 149H109L110 151L109 152H112V151H114V147L112 148ZM119 149V148H118ZM145 149V148H144ZM151 149V148H150ZM172 149V148H171ZM175 149V148H174ZM177 149V148H176ZM214 149V150H213ZM7 150V149H6ZM74 150V149H73ZM77 150H78V148H77ZM96 150V149H95ZM112 150V151H111ZM152 150V149H151ZM161 150V149H160ZM159 150V151H160ZM164 150V149H163ZM166 150H167V148H166ZM165 150V151H166ZM216 150V151H215ZM4 146L1 148V146H0V219H1V221L2 222H6L8 225L6 226L7 228L5 229V230H3L4 232H0V239L3 237V240L5 239L6 241H7V243H8V246L10 247L9 248V250H14V249H16V250H18V249H21V247H23L24 245L23 244H25L26 243V241H27V239H28V237H32V236H30V234L32 233L33 234V232L35 233V231H33L34 229H32L33 227L32 226H36L37 224H39V226H41L43 229L42 230H38V227L36 226V228H37V230L39 231H37L38 233H37V236H41V237H43V236H48L49 238H50V236L51 237H53V238H56L57 236V238H59L60 240L59 241H61V239L62 238H65L66 237V235H68V233L69 232H71V236H73L72 234H74V236H75V239L73 238V240H71L70 238L68 239L67 238V241L69 240V242H70V240L71 241H74V242H77L76 240H78V244H84V242H82V241H84V240H82V237L83 236H81L82 234H76V231H72V228L74 229V228H76V230L77 229H79L78 231H80L81 229H80V227H82L81 225H82V222H81V219L79 220L78 218V220H75L74 218V220L71 218L72 217V214H68V212L67 211H72V209H70V210H68V209H65L66 210V212L65 211H63V209H62V211H63V213L62 214H60V212H59V214L61 215H59L58 214V216H57V218L55 217V216H53L52 215V213H50V211L52 212L53 210H52V208H51V210H50V205H49V203H48V205L49 206H47V203H45L46 201H42L41 200V198L39 199V197H35V195L37 194V189H35V188H29V187H27L28 186V183H25V185H24V183H23V181H27L24 177H26V176H17L16 174H15V172H16V170H14L13 168V171H15L14 172V174H13V176H10L11 175V173H10V175H9V172H11L10 171V168L9 169H7V167L4 165V163L7 161V160H5V162H4V158L6 157V154H4ZM8 151V150H7ZM97 151V150H96ZM98 151H100L99 149H98ZM104 151H105V149H104ZM119 151H120V149H119ZM146 151V150H145ZM144 151V152H145ZM169 151V150H168ZM210 151H212V152H210ZM213 151L214 152H216L213 156L211 155V154H213ZM217 151H218V153H217ZM16 152H17V150H16ZM108 152V153H109ZM114 152H116V151H114ZM143 152V153H144ZM147 152H149L148 150H147ZM6 153V152H5ZM8 153V152H7ZM80 153V152H79ZM96 154H97V152H95ZM99 153V152H98ZM101 153H103V152H101ZM113 153V152H112ZM117 153V152H116ZM115 153V154H116ZM119 153V152H118ZM151 153V152H150ZM170 153H171V155H172V151H170ZM177 153V152H176ZM238 153V154H237ZM92 154V153H91ZM152 154V153H151ZM160 154V153H159ZM166 154H167V151H166ZM181 154V153H180ZM4 155H5V157H4ZM103 155H105V154H103ZM118 155V154H117ZM162 154H160V156H161ZM184 155V154H183ZM239 155H240V157H239ZM16 156V155H15ZM21 156V155H20ZM94 155L92 154V157H93ZM101 156V155H100ZM153 156H155V154L153 155ZM158 156V155H157ZM174 156V155H173ZM176 156H178V154H176ZM180 156V155H179ZM91 156H90V158H92ZM95 157H96V155H95ZM95 157H93V159L95 158ZM167 157L168 156H166V162L169 160V158H168V160H167ZM183 156H181V158H182ZM6 158H9V157H6ZM99 158V157H98ZM106 158V157H105ZM111 158V157H110ZM211 158H209V159H211ZM219 158V159H218ZM112 159V158H111ZM110 159V160H111ZM155 158H153V160H154ZM163 159H165V157H163ZM180 159V158H179ZM184 159H186V158H184ZM8 160H10V159H8ZM174 162L175 161H177V160H175V159H172ZM242 160H244V158H242ZM18 161V160H17ZM99 161V160H98ZM112 161V160H111ZM110 161V162H111ZM146 161V160H145ZM173 161H171L172 163H171V166H173L172 164H173ZM179 161H181V159L179 160ZM179 161H177V163H179ZM184 161H186V160H184ZM215 161V162H214ZM9 162V161H8ZM107 162H108V160H107ZM122 162V161H121ZM149 162V161H148ZM165 161L163 162V163H166ZM170 162V161H169ZM168 162V163H169ZM203 163H204V160L202 161ZM210 162V161H209ZM246 162V161H245ZM90 163V162H89ZM117 163V162H116ZM140 163V162H139ZM154 163V162H153ZM153 163H151L152 164V167H150V168H153V172H155L154 170L155 169H157V167L158 166H156V168L155 167H153V166H155V165H158V164H156V162L154 163L155 165H153ZM188 163H189V161H188ZM193 163V164H194ZM200 163V164H199ZM202 163V164H203ZM243 163H244V161H243ZM11 164H13V163H11ZM10 164V165H11ZM20 164V163H19ZM97 164V163H96ZM102 164V163H101ZM106 164V163H105ZM180 164V163H179ZM184 164H186V163H184ZM190 164V163H189ZM197 164H199V165H197ZM206 165H207V163H205ZM204 164V165H205ZM241 164H242V162H241ZM92 165V164H91ZM91 165H89V166H91ZM141 165V164H140ZM166 165H167V163H166ZM169 165V164H168ZM249 165V164H248ZM21 166V165H20ZM19 166V167H20ZM106 166H107V168H110V166L109 165H107L106 164ZM150 166V165H149ZM178 166V165H177ZM183 165H182V163H181V167H182ZM187 166V165H186ZM190 166V165H189ZM195 166V165H194ZM208 166H210V165H208ZM245 166V165H244ZM15 167V166H14ZM18 167V168H19ZM83 167V166H82ZM95 167V166H94ZM164 169H168V167L166 168L165 167V165H163L162 166ZM175 167H176V165H175ZM195 167V168H196ZM90 168V167H89ZM93 168V167H92ZM106 168V170H110V169H107ZM173 168V167H172ZM177 169L179 168V167H176ZM182 168H184V166L182 167ZM181 168V169H182ZM189 168V167H188ZM194 167H192V169H193ZM201 168V167H200ZM203 168H205V167H203ZM203 168H201V171H202V169ZM87 169H88V167H87ZM208 169L210 170V168H206V170L205 169H203V171L205 170V174H202V175H205L206 176V174L208 173ZM241 170H242V167L240 168ZM111 170H113V169H111ZM146 170V169H145ZM144 169L143 170H141V171H145ZM151 172H152V170L151 169H149ZM160 170V169H159ZM158 170V171H159ZM184 170H186V169H184ZM12 171V172H13ZM149 171V172H150ZM171 171V170H170ZM169 170H167V172H170ZM183 171V170H182ZM200 170L198 171L199 173L201 172ZM206 171H207V173H206ZM81 172V171H80ZM110 172H112V171H109V173ZM132 172V171H131ZM150 172V173H151ZM160 172H162V171H160ZM166 172V174L164 175V173L165 172H163V175H162V173H161V175L164 177V179H163V177H161V180H169L170 179V176H172L171 174H169L168 175V173ZM92 173V172H91ZM147 173V172H146ZM148 174V176L149 175H151V174ZM173 173V172H172ZM182 173V172H181ZM189 173V172H188ZM217 173V174H216ZM90 174V173H89ZM108 174V173H107ZM134 174V173H133ZM144 174V173H143ZM142 174V175H143ZM174 174V173H173ZM183 174V173H182ZM189 174H191V173H189ZM138 176H139V174H137ZM141 175V174H140ZM147 174H145L144 176H146ZM156 175V174H155ZM168 175V177H167V179H166V176ZM92 176V175H91ZM112 176V175H111ZM176 176H177V174H176ZM182 176V175H181ZM184 176V175H183ZM83 177H85V176H83ZM140 177V176H139ZM143 177V176H142ZM150 177H152V176H150ZM174 176H172L171 177V179L173 178ZM177 177H179V176H177ZM30 178V177H29ZM78 178V177H77ZM89 178H91V177H89ZM93 178V177H92ZM92 178H91V180H92ZM149 178V177H148ZM155 178V177H154ZM157 178V177H156ZM155 178V179H156ZM169 178V179H168ZM79 179V178H78ZM170 179V180H171ZM178 179V178H177ZM181 178L179 177V180H180ZM30 180H31V178H30ZM80 180V179H79ZM96 180V179H95ZM134 180H135V178H134ZM139 180H141V178L139 179ZM153 180V179H152ZM161 180L159 181L160 182V184H158L159 186H161V185H164L165 184V182H161ZM176 179L174 178V181H175ZM245 180V179H244ZM90 181V180H89ZM182 181V180H181ZM189 181V180H188ZM83 182V181H82ZM92 182V181H91ZM136 182V181H135ZM134 182V183H135ZM140 182H142V181H140ZM156 182H158L157 181V179H156ZM171 182H172V180H171ZM170 182V183H171ZM189 182H192V181H189ZM30 183V182H29ZM79 183V182H78ZM138 183V182H137ZM143 183H145V182H143ZM168 183V182H167ZM166 183V184H167ZM173 184H176V183H174V182H172ZM184 183V182H183ZM136 184V183H135ZM47 185V184H46ZM80 185H81V183H80ZM82 185H83V183H82ZM81 185V186H82ZM152 184H150L149 185V183L147 184V187L148 186H150V187H148V188H150L149 190H151L152 189V187L153 186H151ZM184 185V184H183ZM248 185V184H247ZM41 186V185H40ZM39 186V187H40ZM136 186H138V184L136 185ZM142 186V185H141ZM172 186V185H171ZM177 186V185H176ZM31 187H33V186H31ZM46 187V186H45ZM83 187V186H82ZM138 187H140V185L138 186ZM143 188H141V189H143V190H146L145 188H144V186H142ZM175 187V186H174ZM180 187V186H179ZM184 187H186V186H184ZM43 188V187H42ZM42 188L40 187L39 189H41L42 190ZM163 188V187H162ZM169 188V187H168ZM178 188V187H177ZM187 188V187H186ZM45 189V188H44ZM81 189V188H80ZM153 189H154V187H153ZM161 189V188H160ZM167 189V188H166ZM174 189V188H173ZM183 189V188H182ZM86 190V189H85ZM88 190V189H87ZM157 190V189H156ZM162 190V189H161ZM236 190V189H235ZM46 191V190H45ZM153 191V190H152ZM151 191V192H152ZM164 191V190H163ZM176 191H178V190H176ZM51 192V191H50ZM49 192V193H50ZM75 192V191H74ZM82 193H83V191H81ZM150 192V191H149ZM149 192L147 193V194H149ZM173 192H175L174 190H173ZM210 192V191H209ZM42 193V192H41ZM88 193V192H87ZM155 193V192H154ZM176 193V192H175ZM193 193V192H192ZM192 193H189L190 194V196H191V194ZM211 193V192H210ZM237 193V192H236ZM239 193H241V192H239ZM43 194V193H42ZM78 195L77 194V192L76 193H74V195ZM89 194V193H88ZM152 194V193H151ZM157 194H158V192H157ZM198 194V193H197ZM227 194V195H228ZM48 195V194H47ZM52 195V194H51ZM84 195V194H83ZM174 195H176V194H174ZM181 195H182V193H181ZM195 195H196V193H195ZM209 195V194H208ZM234 195V194H233ZM240 195V194H239ZM39 196V195H38ZM45 196V195H44ZM55 196V195H54ZM72 196V195H71ZM79 196V195H78ZM90 196V195H89ZM194 196V195H193ZM235 196H236V194H235ZM241 196V195H240ZM245 196V195H244ZM35 197V198H34ZM46 197V196H45ZM52 197V196H51ZM50 197V198H51ZM160 197V196H159ZM166 197V196H165ZM170 197V196H169ZM179 197V196H178ZM186 197H187V195H186ZM189 197V196H188ZM49 198V197H48ZM161 198V197H160ZM167 198V197H166ZM171 198V197H170ZM175 198H177V197H175ZM191 198V197H190ZM197 198V197H196ZM200 198V197H199ZM205 198H207V197H205ZM210 198V197H209ZM212 198V197H211ZM251 198V197H250ZM66 198H64V200H65ZM75 199V198H74ZM192 199V201H193V198H191ZM195 199V198H194ZM50 200V199H49ZM54 200V199H53ZM71 200V199H70ZM163 200V199H162ZM167 200V199H166ZM171 200H172V198H171ZM181 200V199H180ZM198 199H196V201H197ZM236 200V199H235ZM254 199H252L251 200V203L253 204V201ZM42 201V202H41ZM176 201V200H175ZM208 201V200H207ZM206 201V202H207ZM223 201H224V199H223ZM249 201V200H248ZM247 201V203H249ZM52 202V201H51ZM66 202V201H65ZM64 202V203H65ZM70 202V201H69ZM77 202V201H76ZM172 202V201H171ZM184 202H186L187 203V201H184ZM240 202V201H239ZM75 203V202H74ZM79 203V202H78ZM180 203V202H179ZM191 203L192 202H190L189 203V205H191ZM53 204V203H52ZM176 204V203H175ZM203 204V203H202ZM251 204V205H252ZM80 205V204H79ZM241 205V204H240ZM251 205H249V206H251ZM254 205V204H253ZM64 206V205H63ZM66 206V205H65ZM194 206V205H193ZM242 206V205H241ZM243 206H246V205H243ZM248 206V205H247ZM81 207V206H80ZM190 207V206H189ZM188 207V208H189ZM57 208V207H56ZM72 208V207H71ZM83 208V207H82ZM238 208V207H237ZM236 208V209H237ZM243 208H245V207H243ZM253 208V207H252ZM58 209V208H57ZM235 209V210H236ZM242 209V208H241ZM240 209V210H241ZM83 210V209H82ZM154 210V209H153ZM204 210V209H203ZM233 210V209H232ZM232 210H231V212H232ZM252 210V209H251ZM59 211V210H58ZM74 211H75V208H74ZM72 212V213H74L75 214V212ZM218 211V210H217ZM250 211V210H249ZM253 211H254V209H253ZM264 211V210H263ZM235 212V211H234ZM247 212V211H246ZM259 212V211H258ZM70 213V212H69ZM79 213V212H78ZM84 213V212H83ZM248 213V212H247ZM56 214H57V212H56ZM68 214V215H67ZM74 214H73V216H74ZM77 214V213H76ZM75 214V215H76ZM233 214V213H232ZM257 214V213H256ZM256 214H252V212L250 213V215L252 216V217H250L249 216V214H247V215H245L246 216V218H245V216L243 215L241 218H239V216H241V215H239V216H237V217H234L235 218V221H234V223L231 221V220H229V219H227V220H229V221H231L232 223H233V225H228V223L230 224V222H228L226 225H228L227 227H224L225 229H224V231H225V233L224 234H222V235H220L221 233L219 232V235L217 236V239H214L215 237H216V230L215 229H213L212 227H211V225L208 223V227H209V229L211 230L212 229V231H210V230H208L211 234H210V237H211V239L213 240H216V242H222L223 244L224 243H229L230 241L231 242H233V240H234V242L235 243H233V245H236V244H238V245H240L241 247H239L238 245H236V246H238L239 248H236V246H234L235 247V251L237 250V254H238V252L240 251V250H238V249H241L242 247H243V249H241V253H239L240 254V256H241V254H242V256L243 257H245V258H243L242 260H244L245 259V261L247 262V260H248V262L246 263V262H244V261H242L243 263H240V264H248V263H255V259L254 258H256L255 256H251L250 257V259H248L247 257L249 256V254H247V256H244L243 255V253H245L244 251L246 250V251H248V249H250L252 252H253V250H254V248L256 247L257 248V242H259V241H261L262 239L264 240V237L263 236H261V237H256L255 239H252L251 237V233H254L253 231L254 230H252V229H254L253 227H252V225L251 224H253V220H254V216L256 217H258V215H256ZM64 215V216H63ZM71 217H70V216ZM84 215V214H83ZM236 215V214H235ZM235 215H233V216H235ZM254 215V216H253ZM264 215V214H263ZM60 216V217H59ZM86 216V215H85ZM84 216V217H85ZM219 216V215H218ZM54 217V218H53ZM78 217H79V215H78ZM84 217H82L83 218V220H84ZM208 217V216H207ZM59 218V219H58ZM213 218H214V215H213ZM233 218V217H232ZM234 218H233V220H234ZM248 218H250L253 222L251 223V221H249V219ZM253 218V219H252ZM55 219V220H54ZM58 219V220H57ZM70 219V220H69ZM206 219V218H205ZM224 219V218H223ZM222 218H221V220H223ZM225 219H226V217H225ZM237 219H238V221H237ZM241 219H243L242 221H241ZM258 219V218H257ZM256 219V220H257ZM261 219V218H260ZM4 220V221H3ZM71 220H72V222H71ZM206 220H208V219H206ZM227 220L225 221V222H227ZM240 220V221H239ZM245 220H247L246 222L247 223H245ZM0 221V223L2 224V222ZM29 221V222H28ZM73 221H75V222H73ZM77 221V222H76ZM214 221V220H213ZM237 221V222H236ZM4 222V223H5ZM40 222L42 223V222H44V223H42V224H40ZM223 222H224V220H223ZM224 222V223H225ZM256 222H258L259 223V221L257 220V221H255V223ZM263 222V221H262ZM206 223H207V221H206ZM231 223V224H232ZM245 223V224H244ZM254 223V224H255ZM258 223H256V224H258ZM171 224V223H170ZM223 224V223H222ZM260 224H261V221H260ZM30 225H32L31 226V229L32 230H30L29 229V227H30ZM85 225H86V223H85ZM180 225V224H179ZM226 225H222V226H226ZM89 226V225H88ZM91 226H92V224H91ZM213 226V225H212ZM254 226V225H253ZM0 227H1V225H0ZM40 227V228H41ZM175 227V226H174ZM173 227V228H174ZM211 227V228H210ZM5 228V227H4ZM172 227H171V229H173ZM259 228V227H258ZM261 228V227H260ZM181 229V228H180ZM256 229V228H255ZM31 231V233L29 234V233H26L27 231ZM87 230H89V229H87ZM98 230V229H97ZM252 230V231H251ZM28 231V232H29ZM33 231V232H32ZM171 231H173V230H171ZM250 231V232H249ZM73 232V233H72ZM81 232V231H80ZM79 232V233H80ZM91 232V231H90ZM199 232H200V230H199ZM213 232H215V233H213ZM255 232H257L256 230H255ZM262 232H264V231H262ZM78 233V232H77ZM84 233V232H83ZM200 233H202V232H200ZM199 233V234H200ZM206 233H207V231H206ZM205 233V234H206ZM223 233V232H222ZM247 233H250V235H248ZM23 234H24V237H25V234H26V237L25 238H27L24 242L25 243H23V244H20L19 242H20V240H22V238H21V236L23 237ZM65 234V235H64ZM85 234V233H84ZM179 234H181V233H179ZM190 234H192V233H190ZM203 234H204V232H203ZM203 234H201V235H203ZM215 235V237H214V235ZM264 233H262V235H263ZM1 235H3V236H1ZM29 235V236H28ZM34 235H36V233L34 234ZM193 235V234H192ZM194 235H196V233L194 234ZM212 235V236H211ZM247 235L249 236V238H247V241L246 242H248L249 240L251 241V243H252V246L254 247H252L251 245H250V242H248V243H246L245 245L247 246V244H248V246L250 247H252V248H249L248 247V249H245L244 247V244L242 243V245H241V242H243L244 240H246L245 238L247 237ZM253 235V234H252ZM37 236H35V237H37ZM191 236V235H190ZM196 236H198V235H196ZM206 236V235H205ZM251 236V237H250ZM34 237V236H33ZM32 237V238H33ZM207 237H208V234H207V236H206V240H207ZM255 237V236H254ZM24 238V239H25ZM39 238V237H38ZM38 238H37V240H38ZM44 238H46V237H44ZM44 238H43V241H45L44 240ZM49 238H46V241H48L47 243H43V241L41 240V238H40V240H38V241H40V243H43L44 244V247H43V249H40V248H37V250L39 249L40 250V252L39 253H41L40 255H41V257H40V255H37L39 258H41L43 261H41V263H39V264H74V262L75 261H79V260H83V258H84V260L82 261V262H87V261H85V256L86 255H84L83 253H81V251L82 250H79V252L77 253V255L75 256V254H73V253H75V252H73L72 251V253L70 252V250H69V252H68V250H67V245L66 244H69L68 242L66 243L65 242V239H62V241H61V243H58V240H57V238L56 239H53V238H51V239H49ZM98 238V237H97ZM191 238V237H190ZM193 238H195V237H193ZM197 238V237H196ZM209 238V237H208ZM243 238H244V240H243ZM252 240H251V239ZM259 238L261 239V240H259ZM23 239V240H24ZM29 239H31V238H29ZM96 239V238H95ZM94 239V240H95ZM210 239V238H209ZM2 239H1V241H3ZM31 240H33V239H31ZM56 240V241H55ZM213 240V241H214ZM241 240V241H240ZM243 240V241H242ZM253 240H254V242H253ZM257 240H259V241H257ZM262 240V241H263ZM36 241V240H35ZM37 241V242H38ZM51 241L52 242H55V244L54 243H51ZM64 241V242H63ZM79 241H81V243H79ZM173 241V240H172ZM210 241V240H209ZM240 241V243H237V242H239ZM256 241V242H255ZM262 241L261 242H259V243H262ZM16 242H17V245H16ZM23 242V241H22ZM21 242V243H22ZM32 243L33 244V242L32 241H29V243ZM94 242V241H93ZM93 242H92V244H93ZM208 242V241H207ZM40 243H39V245H40ZM49 243H51L52 244V246L51 245H49V248H51L50 250H49V248H48V244ZM64 243H66L65 245H66V247H65V245H63ZM205 243V242H204ZM245 243V242H244ZM258 243V244H259ZM4 244H5V241H4ZM32 244H29V245H32ZM58 244H61L64 248H65V250H64V248H62L63 250H56V249H58V248H60L61 249V247H58L59 245ZM86 244V243H85ZM200 244V243H199ZM208 244H209V242H208ZM218 244V243H217ZM3 245V244H2ZM26 245H28V244H25V246ZM28 245V246H29ZM35 245V248L38 246V244L37 243H35L34 244ZM53 245H57L55 248H52L53 247ZM60 245V246H61ZM76 245V244H75ZM206 245V244H205ZM219 245H221L222 247H223V245L222 244H219ZM218 245V246H219ZM226 245V244H225ZM232 244H231V246H233ZM7 246V247H8ZM33 246V245H32ZM32 246H31V249H34V248H32ZM42 244L40 245V246H38V247H41L42 248ZM47 246V247H46ZM71 246V245H70ZM69 246V248L71 249V247ZM93 246V245H92ZM92 246H91V248H92ZM94 246H95V244H94ZM200 246V245H199ZM221 246H219V247H221ZM229 246L230 245H227L226 246V248L227 249H229ZM34 247V246H33ZM80 247V246H79ZM86 247V246H85ZM107 247V246H106ZM29 248H30V246H29ZM28 248V249H29ZM68 248V249H69ZM75 248H76V246H75ZM82 248V246L80 247V249ZM218 248V247H217ZM224 249H225V247H223ZM31 249H30V251H31ZM45 249L47 250V251H45ZM54 249V250H53ZM79 249V248H78ZM153 249V248H152ZM215 249V248H214ZM231 249V248H230ZM234 249V248H233ZM22 250H23V248H22ZM22 250H20L19 252H21ZM25 250V249H24ZM36 250V249H35ZM38 250V251H39ZM41 250L42 251H44V252H41ZM73 250V249H72ZM83 250H85V249H83ZM96 250V249H95ZM213 250V249H212ZM211 250V251H212ZM242 250H244L243 251V253H242ZM5 251L7 252V250L5 249ZM15 251V250H14ZM38 251L37 252H35L36 254H39L38 253ZM62 251V252H61ZM65 251V252H64ZM92 251V250H91ZM147 251V250H146ZM233 251V250H232ZM250 251V252H251ZM3 252H4V250H3ZM6 252L4 253L5 255H6ZM16 252V251H15ZM32 252V251H31ZM61 252V253H60ZM67 252V253H66ZM90 252V251H89ZM88 252V253H89ZM95 252V251H94ZM189 252H190V250H189ZM213 252H214V250H213ZM225 252H227V251H225ZM258 252V251H257ZM9 253V252H8ZM73 254L74 255V257L76 258V259H78V260H74L73 259V256L71 255V254ZM90 253H92V254H94L93 252H90ZM144 253V252H143ZM150 253V252H149ZM148 253V256L147 257H149L151 254H149ZM192 253V252H191ZM3 254V253H2ZM3 254V255H4ZM12 254V253H11ZM17 254H19V253H17ZM22 255H23V253H21ZM21 254H19L20 256H21ZM29 254V253H28ZM30 254H32V253H30ZM70 256H69V255ZM146 254H147V252H146ZM189 254V253H188ZM193 254V253H192ZM232 253L230 252V254H228V256L229 255H231ZM236 254V255H237ZM238 254V255H239ZM258 254V253H257ZM262 254H264V253H262ZM5 255L3 256V261H5L4 260V258H5ZM13 255V254H12ZM12 255H11V257H12ZM82 255V256H81ZM95 255V254H94ZM97 255V254H96ZM101 255V254H100ZM145 255V254H144ZM226 255V254H225ZM250 255H255V253H253V254H250ZM0 256H1V254H0ZM9 256V255H8ZM7 256V257H8ZM19 256V257H20ZM26 256V255H25ZM24 256V257H25ZM28 256H31V255H28ZM232 257L234 256L233 254L231 255ZM257 257H258V255H256ZM264 256V255H263ZM6 257V260L7 259H9L8 261H6V264L7 263H11V261L14 263V259L13 258H10V256H9V258H7ZM14 257V256H13ZM34 257V256H33ZM83 257V258H82ZM92 257V256H91ZM105 257V256H104ZM147 257H145V258H147ZM230 257V256H229ZM15 258V257H14ZM71 258L73 259V260H71ZM100 258H103L102 256L100 257ZM106 258V257H105ZM105 258H103V259H105ZM231 258V257H230ZM233 258H236V257H233ZM246 258H247V260H246ZM261 258V256L258 258V259H260ZM1 259V261H2V258H0ZM15 259H17V258H15ZM26 259V258H25ZM28 259H32L31 257L30 258H28ZM35 259V258H34ZM95 259H97V256H96V258ZM93 260V264H96L97 262H96V260ZM253 259V261L251 262L250 260H252ZM257 259V258H256ZM257 259V260H258ZM263 259H264V257H263ZM21 260V262H22V260L23 259H20ZM234 260V259H233ZM232 260V261H233ZM2 261V263H4ZM34 261V260H33ZM239 261H241V260H239ZM18 261H16L15 263H17ZM30 262V261H29ZM75 263V264H78V263ZM106 262H107V260H106ZM236 262V261H235ZM257 263H259V264H261V261H256ZM24 263V262H23ZM1 264V263H0ZM5 264V263H4ZM12 264V263H11ZM36 264H38V263H36ZM80 264H83V263H80ZM98 264V263H97ZM100 264V263H99ZM108 264V263H107ZM231 264V263H230ZM233 264V263H232ZM238 264V263H237Z\"/></svg>",
  "mask_w": 264,
  "mask_h": 264
}]
</instances>
